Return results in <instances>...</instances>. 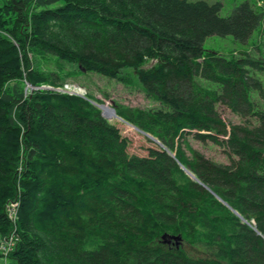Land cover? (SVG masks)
Instances as JSON below:
<instances>
[{"label":"trees","instance_id":"obj_1","mask_svg":"<svg viewBox=\"0 0 264 264\" xmlns=\"http://www.w3.org/2000/svg\"><path fill=\"white\" fill-rule=\"evenodd\" d=\"M221 11L207 0H0V240L20 201L10 264H264V2ZM216 35L238 49L207 50ZM49 57L121 80L131 70L159 105L116 112L158 140L147 155L128 151L94 95L43 88L64 85Z\"/></svg>","mask_w":264,"mask_h":264},{"label":"rangeland","instance_id":"obj_2","mask_svg":"<svg viewBox=\"0 0 264 264\" xmlns=\"http://www.w3.org/2000/svg\"><path fill=\"white\" fill-rule=\"evenodd\" d=\"M207 1H220L222 3L221 13L222 15L227 16L244 0ZM254 1H258L259 3L264 2V0ZM262 39L264 40V37H262ZM204 46L207 50L221 53H228L231 50L238 49L239 47L232 37H223L218 35L211 36L206 39ZM48 60L52 69H57L59 72L61 71V74L64 78V85L62 87H65L66 85H77L85 90V95L92 94L97 99L103 101V104H107L112 108L116 109L118 104L141 108L157 107L159 105L158 101L143 89L139 80L131 72V70H126L124 75H126L127 78L121 80L107 77L96 72L80 71L78 70L77 65L58 61L55 58L49 57ZM221 113L227 122H240V118L226 107L221 108ZM110 121L120 129L123 136L129 139L130 144L128 151L131 154L147 155V148L152 145V143L147 140L148 136L135 129L133 124L127 121L120 120L118 118H113ZM189 139L191 145L203 152L206 156L220 162H230V159L222 147L214 144L211 141L203 143L192 136L189 137ZM8 262H10V259H8ZM0 264H5L4 257H0Z\"/></svg>","mask_w":264,"mask_h":264},{"label":"built area","instance_id":"obj_3","mask_svg":"<svg viewBox=\"0 0 264 264\" xmlns=\"http://www.w3.org/2000/svg\"><path fill=\"white\" fill-rule=\"evenodd\" d=\"M62 90L70 94H78L77 89L73 87V85H66ZM7 207H8L9 217L12 220V223L14 224V230L12 234L0 240V251L2 253V257H4L5 259V264H10V262H8V259H10V256L14 248L16 247L18 240L16 234V227L19 217L20 201L13 200L12 202L8 203Z\"/></svg>","mask_w":264,"mask_h":264},{"label":"water","instance_id":"obj_4","mask_svg":"<svg viewBox=\"0 0 264 264\" xmlns=\"http://www.w3.org/2000/svg\"><path fill=\"white\" fill-rule=\"evenodd\" d=\"M82 69H83V71H85L84 68H82ZM94 104L101 108V110H102V114H103L105 117H107L108 119H110L109 116H107V115L105 114V112H104V107H103L104 104H98V103H96V102H94ZM111 108H112V107H111ZM112 111H113V114H114V115H117V116H118V114H117L115 108H112ZM118 117H120V116H118ZM120 118H121L122 120H124L122 117H120ZM124 121H126V120H124ZM133 126H134L135 129H137V130H139L140 132L144 133V134H145L146 136H148L149 138H151V139H153V140H155V141L158 142V140H157L154 136H152L151 134L146 133L145 131L141 130L139 127H137V126H135V125H133ZM169 152H170V151H169ZM170 154H171L172 156H175V154L172 153V152H170ZM183 168H184L188 173H190L193 177H195V176H194L190 171H188L185 167H183ZM234 212H235L236 214L240 215L237 211L234 210ZM240 216H241V215H240ZM241 217H242V216H241ZM162 239H163L164 242H168V243H170L171 241H174L177 245H179V244L181 243L182 236H181V235H169V234H163Z\"/></svg>","mask_w":264,"mask_h":264},{"label":"bare ground","instance_id":"obj_5","mask_svg":"<svg viewBox=\"0 0 264 264\" xmlns=\"http://www.w3.org/2000/svg\"><path fill=\"white\" fill-rule=\"evenodd\" d=\"M30 86V85H29ZM43 88H51V89H54V90H57V91H61V92H65V91H63L62 89L64 88V87H52V86H50V85H43L42 86ZM73 87H75L76 89H77V91H78V94L79 95H81V96H84V97H86V95H85V90L84 89H82L81 87H79V86H77V85H73ZM68 93V92H67ZM92 101V100H91ZM93 103H94V101H92ZM103 104V103H102ZM104 112H105V114L107 115V116H109V118L110 119H112V118H118V119H120V120H122L120 117H118L117 115H114L113 114V111H112V108L109 106V105H107V104H104ZM10 202H12V201H10ZM9 202V203H10ZM12 222V221H11ZM13 224V223H12ZM14 225V224H13ZM13 227V226H12ZM11 232V231H10ZM13 233V230H12V232L10 233V234H12ZM9 234V233H8ZM8 234H7V236H8Z\"/></svg>","mask_w":264,"mask_h":264}]
</instances>
